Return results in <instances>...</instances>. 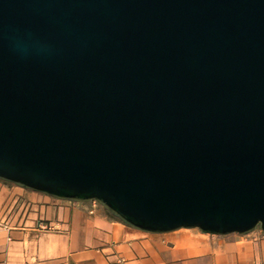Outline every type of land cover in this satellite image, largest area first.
I'll return each mask as SVG.
<instances>
[{
  "label": "water",
  "instance_id": "1",
  "mask_svg": "<svg viewBox=\"0 0 264 264\" xmlns=\"http://www.w3.org/2000/svg\"><path fill=\"white\" fill-rule=\"evenodd\" d=\"M0 179L264 232V0H0Z\"/></svg>",
  "mask_w": 264,
  "mask_h": 264
},
{
  "label": "crops",
  "instance_id": "2",
  "mask_svg": "<svg viewBox=\"0 0 264 264\" xmlns=\"http://www.w3.org/2000/svg\"><path fill=\"white\" fill-rule=\"evenodd\" d=\"M0 264H264V233L145 232L98 201L0 179Z\"/></svg>",
  "mask_w": 264,
  "mask_h": 264
},
{
  "label": "built area",
  "instance_id": "3",
  "mask_svg": "<svg viewBox=\"0 0 264 264\" xmlns=\"http://www.w3.org/2000/svg\"><path fill=\"white\" fill-rule=\"evenodd\" d=\"M262 231V230H261ZM263 232V231H262ZM264 233V232H263ZM118 260L120 261V262H123L124 261V258L123 257H119L118 258Z\"/></svg>",
  "mask_w": 264,
  "mask_h": 264
},
{
  "label": "rangeland",
  "instance_id": "4",
  "mask_svg": "<svg viewBox=\"0 0 264 264\" xmlns=\"http://www.w3.org/2000/svg\"><path fill=\"white\" fill-rule=\"evenodd\" d=\"M257 228L261 229L260 227H257Z\"/></svg>",
  "mask_w": 264,
  "mask_h": 264
},
{
  "label": "trees",
  "instance_id": "5",
  "mask_svg": "<svg viewBox=\"0 0 264 264\" xmlns=\"http://www.w3.org/2000/svg\"><path fill=\"white\" fill-rule=\"evenodd\" d=\"M112 214V213H111ZM113 215V214H112ZM114 216V215H113Z\"/></svg>",
  "mask_w": 264,
  "mask_h": 264
}]
</instances>
